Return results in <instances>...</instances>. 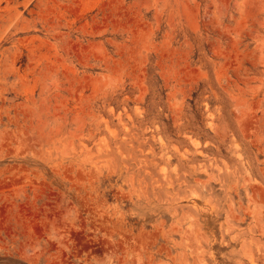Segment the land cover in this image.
Returning <instances> with one entry per match:
<instances>
[{"label":"rangeland","instance_id":"374dc122","mask_svg":"<svg viewBox=\"0 0 264 264\" xmlns=\"http://www.w3.org/2000/svg\"><path fill=\"white\" fill-rule=\"evenodd\" d=\"M0 264H264V0H0Z\"/></svg>","mask_w":264,"mask_h":264}]
</instances>
